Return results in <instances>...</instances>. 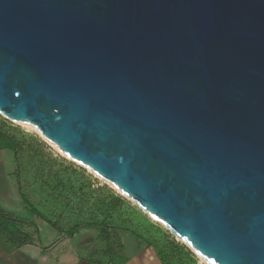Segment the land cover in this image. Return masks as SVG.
Here are the masks:
<instances>
[{
  "label": "water",
  "instance_id": "obj_1",
  "mask_svg": "<svg viewBox=\"0 0 264 264\" xmlns=\"http://www.w3.org/2000/svg\"><path fill=\"white\" fill-rule=\"evenodd\" d=\"M0 115L209 263L264 264V0H0Z\"/></svg>",
  "mask_w": 264,
  "mask_h": 264
},
{
  "label": "trees",
  "instance_id": "obj_2",
  "mask_svg": "<svg viewBox=\"0 0 264 264\" xmlns=\"http://www.w3.org/2000/svg\"><path fill=\"white\" fill-rule=\"evenodd\" d=\"M4 121H0V150L12 155L16 191L28 215L45 221L53 229H61L63 222L66 225L71 222L72 233L82 228L96 229L101 246L92 251L101 252L102 257L89 261L124 264L126 258L120 255L124 245L113 230L116 227L130 229L115 217L126 198L106 184L95 186L91 183L92 175L84 168L55 156L39 137L6 125ZM23 224L25 222L20 223L13 212L0 206V238L6 244L20 248L31 243ZM131 231L132 236L155 250L161 264H196L194 254L185 244L173 239L169 245L160 246L156 240Z\"/></svg>",
  "mask_w": 264,
  "mask_h": 264
},
{
  "label": "rangeland",
  "instance_id": "obj_3",
  "mask_svg": "<svg viewBox=\"0 0 264 264\" xmlns=\"http://www.w3.org/2000/svg\"><path fill=\"white\" fill-rule=\"evenodd\" d=\"M0 116V121L5 120L6 125L19 128V130L34 134L41 139L35 131L27 129L2 115ZM46 144L52 149L55 156L64 158L66 162H72L61 155L52 145L47 142ZM14 169L12 155L6 150H0V206L13 212L14 217L20 223L21 221L25 222L22 227L24 231L29 233L31 243L20 248H14L0 238V264H76L81 258H88L91 261L100 259L102 257L101 252L92 251V248L101 246V242L96 236V229L82 228L72 233V230L69 229L72 225L71 222L68 225L63 224L66 223L63 222L64 227L60 226L61 229H53L45 221L28 215L16 191L15 177L12 174ZM87 174L91 173L87 171ZM91 175V183H94L95 186L105 184L93 174ZM126 200L119 208L118 216L115 217L130 226V229L116 227L113 230L120 243L124 246L131 244L136 247L134 250H140L146 246L142 240L131 235V230L143 237L156 240L160 246L169 245L173 239L182 243L162 224L146 215L134 202ZM183 256L186 258L185 255ZM194 256L196 264H204L197 255L194 254Z\"/></svg>",
  "mask_w": 264,
  "mask_h": 264
},
{
  "label": "crops",
  "instance_id": "obj_4",
  "mask_svg": "<svg viewBox=\"0 0 264 264\" xmlns=\"http://www.w3.org/2000/svg\"><path fill=\"white\" fill-rule=\"evenodd\" d=\"M136 247L133 245L124 246L120 251V255L126 258L124 264H161L155 251L150 247H143L140 250H134ZM95 248H92V250ZM128 250V253L126 251ZM22 262V260H21ZM76 264H93L88 258H81ZM115 264V263H109Z\"/></svg>",
  "mask_w": 264,
  "mask_h": 264
},
{
  "label": "bare ground",
  "instance_id": "obj_5",
  "mask_svg": "<svg viewBox=\"0 0 264 264\" xmlns=\"http://www.w3.org/2000/svg\"><path fill=\"white\" fill-rule=\"evenodd\" d=\"M5 117H7L8 119H10L11 121L27 128L30 129L32 131H35L40 137H42L47 143H49L50 145H52L61 155H63L64 157L69 158V156H67L59 147H57L56 145H54L48 138H45L44 136H42V134L37 130V128H35V126L31 125L30 123H20L18 121H16L14 118L4 115ZM150 217V216H149ZM151 218V217H150ZM153 219V218H152ZM155 220V219H153ZM164 226V225H163ZM165 227V226H164ZM166 228V227H165ZM168 229V228H167ZM169 230V229H168ZM173 235H175L179 240H181L182 242H184V240L175 232H173L172 230H169ZM197 257L204 263V264H211L209 263L207 260H205L204 258H202L199 254H197Z\"/></svg>",
  "mask_w": 264,
  "mask_h": 264
}]
</instances>
